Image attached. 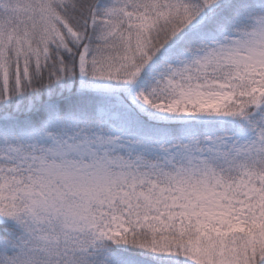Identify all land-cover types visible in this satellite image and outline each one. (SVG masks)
<instances>
[{
  "label": "snow or ice",
  "instance_id": "snow-or-ice-1",
  "mask_svg": "<svg viewBox=\"0 0 264 264\" xmlns=\"http://www.w3.org/2000/svg\"><path fill=\"white\" fill-rule=\"evenodd\" d=\"M0 264H264V0H0Z\"/></svg>",
  "mask_w": 264,
  "mask_h": 264
}]
</instances>
